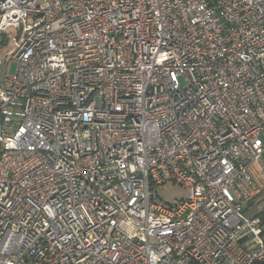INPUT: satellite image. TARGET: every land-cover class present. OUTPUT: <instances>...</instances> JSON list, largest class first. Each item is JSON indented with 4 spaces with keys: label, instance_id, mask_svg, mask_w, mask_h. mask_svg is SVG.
Listing matches in <instances>:
<instances>
[{
    "label": "built area",
    "instance_id": "obj_1",
    "mask_svg": "<svg viewBox=\"0 0 264 264\" xmlns=\"http://www.w3.org/2000/svg\"><path fill=\"white\" fill-rule=\"evenodd\" d=\"M1 48L0 264H264V0H0Z\"/></svg>",
    "mask_w": 264,
    "mask_h": 264
},
{
    "label": "rangeland",
    "instance_id": "obj_2",
    "mask_svg": "<svg viewBox=\"0 0 264 264\" xmlns=\"http://www.w3.org/2000/svg\"><path fill=\"white\" fill-rule=\"evenodd\" d=\"M8 32H10L11 36H14L16 40H19L22 37L21 29L11 27L8 29ZM4 46L5 45H3V48ZM3 48L0 49V55L7 57L8 55H6V51H4ZM15 69L16 63L11 61L9 63V73H14ZM252 176L257 186L260 187L261 193L254 196V198L250 201L241 202L246 215L255 213L264 203V175H262L261 171L257 169L252 172ZM155 190L158 198L167 203H173L186 195V190L184 187L171 182L158 185Z\"/></svg>",
    "mask_w": 264,
    "mask_h": 264
},
{
    "label": "trees",
    "instance_id": "obj_3",
    "mask_svg": "<svg viewBox=\"0 0 264 264\" xmlns=\"http://www.w3.org/2000/svg\"><path fill=\"white\" fill-rule=\"evenodd\" d=\"M263 220H264V216H263Z\"/></svg>",
    "mask_w": 264,
    "mask_h": 264
}]
</instances>
